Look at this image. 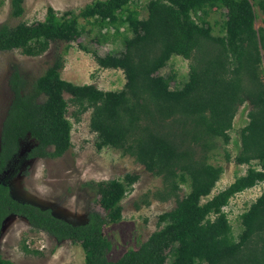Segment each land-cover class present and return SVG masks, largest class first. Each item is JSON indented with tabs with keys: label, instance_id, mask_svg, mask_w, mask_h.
Here are the masks:
<instances>
[{
	"label": "trees",
	"instance_id": "trees-1",
	"mask_svg": "<svg viewBox=\"0 0 264 264\" xmlns=\"http://www.w3.org/2000/svg\"><path fill=\"white\" fill-rule=\"evenodd\" d=\"M133 1L95 0L78 13L59 14L49 7L44 21L0 25V51L38 57L52 43H66L30 89L19 68L13 67L9 84L14 95L2 127L0 174L27 137L35 141L28 160L60 158L70 150L73 124L67 114L72 105L77 121L91 111L97 150L109 147L134 157L162 179L163 187L154 197L174 199L175 207L159 216L158 229L138 249L112 261L104 227L123 218L122 201L138 175L87 183L105 214L90 209L84 224L19 201L10 186L0 184V234L5 221L15 215L25 218L33 231L80 244L86 264H264V191L241 215L238 236L224 210L235 195L264 182V27L255 26V7L264 14V0H147L145 18L132 8ZM216 11L226 17L222 35L214 34L208 20ZM10 12L14 18L23 17L25 0H11ZM81 19L91 28L87 30ZM94 31L98 44L124 35L123 50L105 55L79 43L101 68L123 70L126 83L121 90L105 91L62 78L71 43ZM173 56L189 60L182 87L172 86L176 74L161 73ZM246 104L248 123L241 130L235 162L248 169L211 197L225 171L211 162L212 155L229 145L235 117ZM224 155L231 161L226 149ZM184 186L189 192L182 197ZM22 249L40 254L25 243ZM0 264L15 263L0 255Z\"/></svg>",
	"mask_w": 264,
	"mask_h": 264
},
{
	"label": "rangeland",
	"instance_id": "rangeland-1",
	"mask_svg": "<svg viewBox=\"0 0 264 264\" xmlns=\"http://www.w3.org/2000/svg\"><path fill=\"white\" fill-rule=\"evenodd\" d=\"M95 0H25V14L21 18L11 16V0H0V25L15 26L20 22L33 23L44 21L49 7L59 14L65 11L79 12ZM147 0H134L132 8L140 12L141 18L148 15ZM256 28L264 27V14L255 7ZM226 17L224 11L212 12L208 20L214 28V34H223ZM87 28L91 25L81 19ZM124 31V27L121 32ZM113 30L110 31L112 34ZM92 34L85 33L79 40L71 43V48L64 56L62 78L77 85L95 84L105 91H116L124 88L126 78L121 69H103L94 56L79 47V43L100 55L123 50V34L102 44L93 40ZM125 33V32H124ZM127 35H131L128 33ZM66 43H52L51 48L38 57H30L20 51H0V148L3 122L13 100V91L9 79L13 67H18L28 81V89L45 73L48 67L64 50ZM264 68V63H263ZM165 76L176 74L173 87H182L188 79L189 60L181 56H173L169 64L161 71ZM67 99L69 94H65ZM46 96L41 97L45 101ZM75 107L70 106L68 118L73 124V146L60 158L27 159V153L35 144L31 137L21 141L19 154L9 163L8 168L0 174V184L11 187V194L22 202L32 203L42 208H50L58 217L74 224H84L90 209L103 214L105 211L99 204L96 192L88 187L89 182L122 178L125 174H136L139 181L122 201L123 218L104 227V235L111 243L108 258L117 261L131 249H138L151 234L158 229L159 216L175 207L174 199L163 202L154 197V193L163 187L162 179L147 171L143 165L121 150L104 148L97 150L96 134L91 131V111L81 115L77 121L73 113ZM250 105L239 108L230 131L229 145L212 155L211 162L221 165L225 171L212 196L227 188L239 176L245 175L248 166L239 165L235 157L241 149V130L248 123ZM221 143V142H220ZM224 149L231 155L227 161ZM264 191V182L252 189L235 195L225 207V212L232 224L235 236L241 231V215L257 200ZM189 192L184 186L181 196ZM210 197V198H211ZM149 203H146V202ZM25 243L30 249L40 254H27L23 251ZM0 255L15 264H86L85 253L80 244L71 240L58 241L46 232L33 231L27 220L15 215L8 218L0 234Z\"/></svg>",
	"mask_w": 264,
	"mask_h": 264
},
{
	"label": "water",
	"instance_id": "water-1",
	"mask_svg": "<svg viewBox=\"0 0 264 264\" xmlns=\"http://www.w3.org/2000/svg\"><path fill=\"white\" fill-rule=\"evenodd\" d=\"M10 218V217H9ZM25 219V218H24ZM26 220V219H25Z\"/></svg>",
	"mask_w": 264,
	"mask_h": 264
}]
</instances>
